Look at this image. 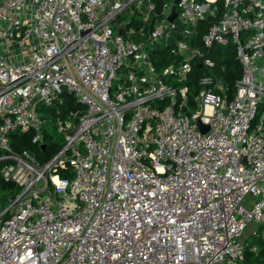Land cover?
Segmentation results:
<instances>
[{
  "label": "built area",
  "instance_id": "1",
  "mask_svg": "<svg viewBox=\"0 0 264 264\" xmlns=\"http://www.w3.org/2000/svg\"><path fill=\"white\" fill-rule=\"evenodd\" d=\"M156 7L0 0V174L18 188L0 264H243L244 232L264 238V0ZM230 43L232 97L207 55ZM64 93L82 108L51 116ZM48 124L47 161L13 150L17 132L44 150Z\"/></svg>",
  "mask_w": 264,
  "mask_h": 264
},
{
  "label": "trees",
  "instance_id": "2",
  "mask_svg": "<svg viewBox=\"0 0 264 264\" xmlns=\"http://www.w3.org/2000/svg\"><path fill=\"white\" fill-rule=\"evenodd\" d=\"M221 10V7H219ZM207 55L213 60L214 66L211 69L214 78L222 79L228 88V95L232 97L235 92V81L241 75V66L239 61L236 58L235 47L232 43L228 46H214ZM201 60L196 59L192 63L191 71L189 72L188 79L186 84L188 86V98L192 103L194 96L200 89L199 79L207 74V70L204 66L200 65ZM82 108V105L77 103L74 98L68 94L64 93L63 102L58 105L56 108H47L45 111L50 112L51 116H54L55 113L66 114L69 111H75ZM56 110V111H55ZM261 114H264V102L260 103L258 106V114L256 119H258ZM52 118V117H51ZM257 121V120H256ZM52 126L47 125L48 132L50 135L53 132ZM50 135H46V147L42 150L40 147L36 146L31 142L32 134L31 132H17L14 133L10 138V143L13 150L21 151L23 149H28L34 152L37 155L39 162L43 163L47 161L51 154L55 153L61 146V140L52 139ZM2 151V150H1ZM4 152V151H3ZM5 153V152H4ZM3 162H0V167ZM63 174V173H62ZM18 188L12 183L3 180L0 174V204L6 206L8 204L9 198L15 196ZM259 229V228H258ZM257 243V251H253L252 247ZM245 251H244V261L243 264H264V238H259L258 236L249 235L244 239Z\"/></svg>",
  "mask_w": 264,
  "mask_h": 264
},
{
  "label": "water",
  "instance_id": "3",
  "mask_svg": "<svg viewBox=\"0 0 264 264\" xmlns=\"http://www.w3.org/2000/svg\"><path fill=\"white\" fill-rule=\"evenodd\" d=\"M177 1V0H176ZM156 11L157 12H160L161 11V0H156ZM175 16V12L171 15L170 19H172L173 17ZM196 126L198 128V130L201 132V133H205L206 131H208V126L206 125H203L200 120H197L196 121Z\"/></svg>",
  "mask_w": 264,
  "mask_h": 264
},
{
  "label": "rangeland",
  "instance_id": "4",
  "mask_svg": "<svg viewBox=\"0 0 264 264\" xmlns=\"http://www.w3.org/2000/svg\"><path fill=\"white\" fill-rule=\"evenodd\" d=\"M51 128H52V127H51ZM52 129H53V128H52ZM47 133H48V135H50V131L48 132V130H47ZM50 136H51L52 139H54V140H55L56 137H57L55 133H52ZM248 233H250L249 230H246V231L244 232V235H243V238H244V239L248 236ZM251 245L256 246L257 243H254V244H251ZM256 248H257V246H256Z\"/></svg>",
  "mask_w": 264,
  "mask_h": 264
},
{
  "label": "crops",
  "instance_id": "5",
  "mask_svg": "<svg viewBox=\"0 0 264 264\" xmlns=\"http://www.w3.org/2000/svg\"><path fill=\"white\" fill-rule=\"evenodd\" d=\"M260 117H264V114H261ZM260 117H259V118H260ZM2 155H4V152L0 150V156H2ZM248 236H249V235H248Z\"/></svg>",
  "mask_w": 264,
  "mask_h": 264
}]
</instances>
